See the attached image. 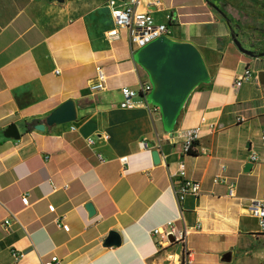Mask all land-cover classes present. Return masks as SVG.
<instances>
[{
    "label": "crops",
    "instance_id": "obj_1",
    "mask_svg": "<svg viewBox=\"0 0 264 264\" xmlns=\"http://www.w3.org/2000/svg\"><path fill=\"white\" fill-rule=\"evenodd\" d=\"M138 9L193 44L208 71L171 124L152 99L157 111L120 106L122 88L157 83L126 29L108 38V0H0V264H179L180 245L159 250L153 234L169 221L191 229L195 264H264V226L252 213L264 200V58L239 50L209 0H140ZM247 68L252 79L236 88ZM69 99L76 121L27 130ZM11 124L19 139L5 136ZM196 128L194 154L185 153L184 132ZM183 179L199 182L200 195L181 196ZM112 231L119 246H106Z\"/></svg>",
    "mask_w": 264,
    "mask_h": 264
},
{
    "label": "built area",
    "instance_id": "obj_2",
    "mask_svg": "<svg viewBox=\"0 0 264 264\" xmlns=\"http://www.w3.org/2000/svg\"><path fill=\"white\" fill-rule=\"evenodd\" d=\"M118 0H108V6L111 8V14L114 21V28L107 33L111 41H116L120 38V29H126L129 34L131 45L136 51L145 47L148 43L166 36H170V25L167 23H157L149 11H140L138 6L140 0H128L124 7L117 5ZM59 73V71H56ZM253 77L252 71L247 68L245 72L236 78L235 87L240 88L244 81H250ZM258 81L259 78L256 77ZM106 76L101 67H97V77L91 81V89L99 91L105 89ZM154 88L151 82H142L138 89L124 87L122 94L124 96L120 106L125 109H133L137 107H147L151 110L157 111L158 105L150 102L151 94ZM238 121H244L245 117L238 116ZM74 129V128H73ZM199 138V129H189L184 132V152L189 153L193 151L196 146V140ZM261 138L264 141V129L262 130ZM147 144L140 142V147L143 148ZM255 158V155H253ZM127 157H122L120 162L127 163ZM181 176H185V171L180 170ZM219 179H216L218 181ZM226 182V180H223ZM230 197L236 195V185L229 183L228 185ZM179 193L181 196L186 194L200 195L201 185L199 182L191 179H183L179 185ZM24 205H29V196L25 194L22 198ZM50 211H55V206L50 207ZM252 213L264 226V200L254 199L252 202ZM59 222V219H58ZM7 224V223H5ZM4 224V225H5ZM6 226V225H5ZM7 227V226H6ZM65 230H69L68 225H64ZM153 234L160 237L157 242L160 250L164 244L168 246L180 245L181 252L179 256V264H195V253L188 245V239L191 234V229L186 226H179L176 221H169L164 226L154 229ZM171 237L174 241H171ZM12 255L16 260L23 257V253L12 250ZM61 259L58 256H53L51 260L44 264H61Z\"/></svg>",
    "mask_w": 264,
    "mask_h": 264
},
{
    "label": "water",
    "instance_id": "obj_3",
    "mask_svg": "<svg viewBox=\"0 0 264 264\" xmlns=\"http://www.w3.org/2000/svg\"><path fill=\"white\" fill-rule=\"evenodd\" d=\"M231 35L241 52L255 57L253 51L246 49L233 32ZM261 56H264V53ZM135 58L153 75L157 89L152 92L151 99L162 107L168 124L173 122L190 90L208 77V71L199 50L191 43L177 42L170 37L163 36L148 43L137 51ZM261 80L264 82L263 78ZM76 119V104L73 99H69L55 108L46 117L44 123L35 125V128L44 131L46 126L72 123ZM4 134L9 138H20L16 124H11ZM153 157L156 163L160 161V153L157 150L153 152ZM86 208L91 214L94 212L91 204H88ZM170 239L174 241L173 237ZM120 244L119 233L112 231L106 240V246Z\"/></svg>",
    "mask_w": 264,
    "mask_h": 264
},
{
    "label": "rangeland",
    "instance_id": "obj_4",
    "mask_svg": "<svg viewBox=\"0 0 264 264\" xmlns=\"http://www.w3.org/2000/svg\"><path fill=\"white\" fill-rule=\"evenodd\" d=\"M209 1L229 17L246 49L264 53V0Z\"/></svg>",
    "mask_w": 264,
    "mask_h": 264
},
{
    "label": "trees",
    "instance_id": "obj_5",
    "mask_svg": "<svg viewBox=\"0 0 264 264\" xmlns=\"http://www.w3.org/2000/svg\"><path fill=\"white\" fill-rule=\"evenodd\" d=\"M210 4L216 9V11L219 13V15L224 19V21H225L226 25L228 26L230 32H233L234 35L239 39L238 34L235 32V27H234L232 21L229 19V17H227V15L222 10H220L218 7H216L213 3L210 2ZM253 54L255 57H260L262 55V53L257 52V51H253ZM40 123H41L40 120H33L31 122H26V128L28 131H30L33 129V127H35V125L40 124ZM189 154H194V150L190 151Z\"/></svg>",
    "mask_w": 264,
    "mask_h": 264
}]
</instances>
